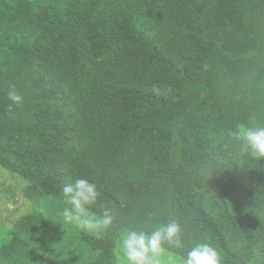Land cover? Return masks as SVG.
Instances as JSON below:
<instances>
[{
  "label": "trees",
  "instance_id": "obj_1",
  "mask_svg": "<svg viewBox=\"0 0 264 264\" xmlns=\"http://www.w3.org/2000/svg\"><path fill=\"white\" fill-rule=\"evenodd\" d=\"M263 93L264 0H0V167L34 206L0 264L46 224L40 201L81 177L101 193L91 211L116 217L83 235L88 264H118L124 229L171 217L185 251L206 241L221 264H264V160L231 135L264 123Z\"/></svg>",
  "mask_w": 264,
  "mask_h": 264
},
{
  "label": "clouds",
  "instance_id": "obj_2",
  "mask_svg": "<svg viewBox=\"0 0 264 264\" xmlns=\"http://www.w3.org/2000/svg\"><path fill=\"white\" fill-rule=\"evenodd\" d=\"M9 107H20L23 96L11 86L6 93ZM241 151L256 161L264 160V123L241 125ZM100 191L86 178H76L62 187L60 213L65 223L84 231L97 232L110 228L116 217L111 208L102 206V213L91 211L98 203ZM264 199V196H262ZM121 264H221L219 252L208 242L193 243L185 251L184 228L180 219L171 217L154 223L149 229L127 228L119 238Z\"/></svg>",
  "mask_w": 264,
  "mask_h": 264
},
{
  "label": "rangeland",
  "instance_id": "obj_3",
  "mask_svg": "<svg viewBox=\"0 0 264 264\" xmlns=\"http://www.w3.org/2000/svg\"><path fill=\"white\" fill-rule=\"evenodd\" d=\"M262 95L264 93L260 96ZM256 121L254 118L252 123ZM241 125L253 126L250 122ZM240 126L231 132L234 138L240 137ZM27 184L24 178L0 167V247L10 240L9 232L14 224L34 211L33 204L25 197ZM63 207L62 201L56 198H43L40 201V208L47 217L46 224L40 226L36 234L29 239L27 251L5 264H38L35 261L37 254L49 257L59 264H88L94 260L96 253L83 241V235L103 237L106 230L84 231L73 224L65 223L60 214ZM118 245L119 240L115 254L118 264H121L118 259L120 255Z\"/></svg>",
  "mask_w": 264,
  "mask_h": 264
}]
</instances>
